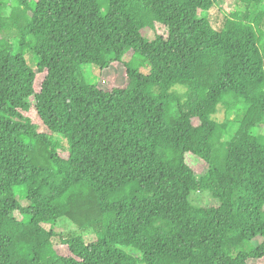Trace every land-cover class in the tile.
Instances as JSON below:
<instances>
[{"label": "trees", "instance_id": "16d2710c", "mask_svg": "<svg viewBox=\"0 0 264 264\" xmlns=\"http://www.w3.org/2000/svg\"><path fill=\"white\" fill-rule=\"evenodd\" d=\"M218 1L0 0V264H264L263 0Z\"/></svg>", "mask_w": 264, "mask_h": 264}, {"label": "rangeland", "instance_id": "374dc122", "mask_svg": "<svg viewBox=\"0 0 264 264\" xmlns=\"http://www.w3.org/2000/svg\"><path fill=\"white\" fill-rule=\"evenodd\" d=\"M32 1V6H35V2L37 0H31ZM263 7H264V0H263ZM244 4L241 2V0H219L207 13L201 12L199 14V17H207L212 25L219 24L220 18H219V13L229 15L234 12H241L243 11ZM8 12L5 11V14ZM11 33L9 34H3L2 36L4 37H9ZM144 36L151 39L152 38V33L150 31H145ZM26 58L28 59L29 63L34 65V61L30 55L29 52H26ZM125 61H128L127 58H124ZM86 77H87V82L89 84H94L95 82H99L100 86L102 87H113V86H122L124 84L125 80V70L122 65L119 64H114L110 66L109 69H106L104 71H100L97 67L94 66H86L84 68ZM233 112L232 111H227L224 108H218L217 113L215 114L214 118L218 123H225L228 120H230ZM232 131H235L233 128ZM264 133V130H262ZM195 172L199 173L201 172V168H196L198 166H193ZM15 199L22 205L26 206V200L25 197L23 196V192L21 190L15 191ZM190 201L197 203V204H202V205H215L216 202L211 198V196L207 193H196L192 194L190 197ZM16 219H21V216L18 212L15 213ZM43 227L47 230L50 228L53 229V231L57 233H62L64 236L67 235H76V236H81L85 243H90L91 241H94L97 236L95 234V231L92 229L89 230H84V229H79L75 227L71 222H69L66 218H60L58 219L53 226L45 224ZM55 244H56V249L59 253L62 254H68L67 249L65 247L60 246V242L58 238L54 239Z\"/></svg>", "mask_w": 264, "mask_h": 264}]
</instances>
